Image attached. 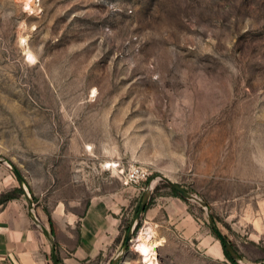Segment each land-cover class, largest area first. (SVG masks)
<instances>
[{
    "label": "rangeland",
    "instance_id": "1",
    "mask_svg": "<svg viewBox=\"0 0 264 264\" xmlns=\"http://www.w3.org/2000/svg\"><path fill=\"white\" fill-rule=\"evenodd\" d=\"M132 165L148 179L124 184ZM14 169L35 206L136 189L125 238L152 186L157 216L117 264H151L150 230L153 264H232L162 175L241 264H264V0H0V198Z\"/></svg>",
    "mask_w": 264,
    "mask_h": 264
},
{
    "label": "crops",
    "instance_id": "2",
    "mask_svg": "<svg viewBox=\"0 0 264 264\" xmlns=\"http://www.w3.org/2000/svg\"><path fill=\"white\" fill-rule=\"evenodd\" d=\"M131 189L36 203L38 219L53 230L61 264H107L117 256L114 252L125 239V211L137 203V190ZM147 211L155 219L158 210ZM0 264H52L51 245L22 198L0 205Z\"/></svg>",
    "mask_w": 264,
    "mask_h": 264
},
{
    "label": "water",
    "instance_id": "3",
    "mask_svg": "<svg viewBox=\"0 0 264 264\" xmlns=\"http://www.w3.org/2000/svg\"><path fill=\"white\" fill-rule=\"evenodd\" d=\"M14 172L16 174V177L18 179L20 188L22 189L24 195L27 197L28 202H29V207H28V213L29 216L31 218V220L33 221V223L39 227V229L43 232V234L45 235L46 239L48 240V242L51 245V257H52V261L53 264H60L59 260H58V256L56 253V245H55V240L53 237V234L50 232V230L47 228V226L45 224H43L37 217L36 213H35V204L33 199L30 197L27 189L25 188V184L23 179L20 177V175L17 173V171L14 169ZM159 180L165 182L170 189L176 191L177 193H179L184 199H186L187 201L190 202H194L196 204H198L200 207H202V209H204L206 211L207 217H208V222L210 227L217 233V235L220 237L221 242L223 243L224 247L226 248V250L229 252V254L231 255V257L238 263L241 264L239 262V255L236 252V250L232 247V245H230L227 241H225V239L218 233V229L216 227L214 218L211 214V210L208 207L207 203L204 202L202 199L198 198L196 195L190 193L189 191H187L186 189H184L183 187H181L179 184L175 183L174 181H172L170 178L166 177V176H159ZM151 194H152V186H150L147 191L145 192L138 212L135 216V218L131 221L127 234H126V238H125V243L123 245V249L122 251L117 254V256L113 259L111 264H117L120 259L122 258L123 254L125 253V251L127 250L129 243L131 242L132 236L134 234V231L136 229L137 224L139 223V220L141 219V216L143 215L146 206L151 198Z\"/></svg>",
    "mask_w": 264,
    "mask_h": 264
},
{
    "label": "trees",
    "instance_id": "4",
    "mask_svg": "<svg viewBox=\"0 0 264 264\" xmlns=\"http://www.w3.org/2000/svg\"><path fill=\"white\" fill-rule=\"evenodd\" d=\"M165 185V184H164ZM167 186V185H166ZM167 187H169V186H167ZM159 188L158 187H156V189L155 190H158ZM171 190V192H172V195L173 196H175V197H178V198H180L181 200H183V201H185V202H188L186 199H184L179 193H177L176 191H174V190H172V189H170ZM18 194H23V191H22V189L21 188H16L14 191H12V192H10V193H8V194H5V195H3V196H1V198H0V205H3V204H5V202H7L8 200H10V199H13V198H16L17 196H18ZM151 201H152V198L150 199V201L148 202V204H147V206H146V209H145V211L144 212H146L147 210H148V208L150 207V205H151ZM140 224V223H139ZM138 224V225H139ZM50 227H51V223H50ZM128 228H129V225L126 227V232L128 231ZM136 228H138V226L136 227ZM50 232L53 234V230H52V228L50 229ZM220 234V233H219ZM221 235V234H220ZM222 236V235H221ZM223 237V236H222ZM224 239H225V241H227L230 245H232V247L236 250V252H237V249L235 248V245L230 241V240H228V238H226L225 236L223 237ZM218 239L220 240V237L218 236ZM125 241V240H124ZM220 242H221V240H220ZM221 245H222V249H223V253H224V255H225V257L232 263V264H238L232 257H231V255L229 254V252L226 250V248L224 247V245H223V243L221 242ZM58 260H59V262H60V264H61V260L59 259V257H58Z\"/></svg>",
    "mask_w": 264,
    "mask_h": 264
},
{
    "label": "bare ground",
    "instance_id": "5",
    "mask_svg": "<svg viewBox=\"0 0 264 264\" xmlns=\"http://www.w3.org/2000/svg\"><path fill=\"white\" fill-rule=\"evenodd\" d=\"M29 5V4H28ZM30 7V6H29ZM31 9V8H30ZM145 233V232H144ZM146 235H140L137 239L138 244L136 245V248L143 257L144 259L147 260V262L153 264V259H156V252H155V242L152 239V233L151 230L145 233ZM159 244V242H158ZM157 264V262H156Z\"/></svg>",
    "mask_w": 264,
    "mask_h": 264
},
{
    "label": "built area",
    "instance_id": "6",
    "mask_svg": "<svg viewBox=\"0 0 264 264\" xmlns=\"http://www.w3.org/2000/svg\"><path fill=\"white\" fill-rule=\"evenodd\" d=\"M149 172L146 168L139 165H132L123 176V182L126 185H138L147 180Z\"/></svg>",
    "mask_w": 264,
    "mask_h": 264
}]
</instances>
